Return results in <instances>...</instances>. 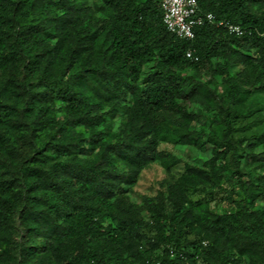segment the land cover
Here are the masks:
<instances>
[{
	"label": "trees",
	"instance_id": "16d2710c",
	"mask_svg": "<svg viewBox=\"0 0 264 264\" xmlns=\"http://www.w3.org/2000/svg\"><path fill=\"white\" fill-rule=\"evenodd\" d=\"M199 11L215 24L185 40L159 0H0V264H244L233 251L264 244V130L241 152L234 139L240 121L264 122V0H199ZM210 137L211 162L235 166L226 211L204 212L203 237L186 238V187L201 183L187 168L162 185L168 199L143 198V221L129 195L153 164H175L161 143ZM17 221L39 243L13 259Z\"/></svg>",
	"mask_w": 264,
	"mask_h": 264
},
{
	"label": "rangeland",
	"instance_id": "374dc122",
	"mask_svg": "<svg viewBox=\"0 0 264 264\" xmlns=\"http://www.w3.org/2000/svg\"><path fill=\"white\" fill-rule=\"evenodd\" d=\"M93 1V0H91ZM210 89L214 95H222L224 92V80L221 78H213ZM219 97H215L218 101ZM182 104L188 110L197 112L205 110L200 104L193 103L190 99H185ZM198 126H202L203 122L199 118ZM264 130V122L260 115L247 118L240 121L236 125L234 139L236 141L238 151L241 152L248 144L249 139L259 135ZM209 142L203 141L199 145H188L175 142H162L160 151H165L176 157L175 164H153L145 170L137 184L133 189V193L129 195V200L133 204L144 206L140 217L145 222H151V211L145 207L143 203L144 197L165 198L168 199L166 191L162 185L166 180L171 179L173 175L180 176L186 172L187 168L195 169L201 183L198 185H190L186 187L187 204L184 207H192L193 210L187 212V216L183 220V225H189L186 238L189 241L197 242L202 237V230L205 231L204 220L202 214L206 211L214 215L223 214L230 204V192L238 193L236 184L237 179L232 175L235 166L229 158L225 164L218 162L213 164V148L218 146L220 139L210 137ZM261 149H258V151ZM250 167L242 164L240 171L245 172ZM257 173V172H256ZM258 174V173H257ZM163 194V195H162ZM175 200L166 201V210L170 212L174 208ZM182 201H178L180 203ZM177 203V204H178ZM173 204V205H172ZM177 206V205H176ZM179 206V204H178ZM39 242L34 236L23 228L17 221L13 237L11 239V257L17 259L19 257V248L21 245H37ZM211 244V243H210ZM243 252L237 249L233 251L240 257L244 264H264V244L261 242H250L243 247ZM35 261V260H33ZM36 262V261H35Z\"/></svg>",
	"mask_w": 264,
	"mask_h": 264
},
{
	"label": "built area",
	"instance_id": "2783aa9c",
	"mask_svg": "<svg viewBox=\"0 0 264 264\" xmlns=\"http://www.w3.org/2000/svg\"><path fill=\"white\" fill-rule=\"evenodd\" d=\"M163 9V22L167 30L180 39L193 40L196 36V29L207 24H215V17L212 13H200L199 0H159ZM218 26L225 27L230 34L243 36L245 31L240 25L229 22H219ZM261 36L264 38V32ZM187 57L195 61L199 57L192 51L187 52ZM207 245V243H204ZM92 264H103L92 262ZM153 264H162L160 261ZM230 264V263H229Z\"/></svg>",
	"mask_w": 264,
	"mask_h": 264
}]
</instances>
